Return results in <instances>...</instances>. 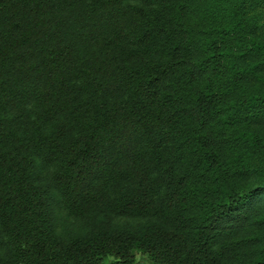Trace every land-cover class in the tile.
Segmentation results:
<instances>
[{
    "label": "trees",
    "instance_id": "obj_1",
    "mask_svg": "<svg viewBox=\"0 0 264 264\" xmlns=\"http://www.w3.org/2000/svg\"><path fill=\"white\" fill-rule=\"evenodd\" d=\"M0 264H264V0H0Z\"/></svg>",
    "mask_w": 264,
    "mask_h": 264
}]
</instances>
